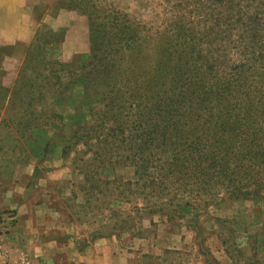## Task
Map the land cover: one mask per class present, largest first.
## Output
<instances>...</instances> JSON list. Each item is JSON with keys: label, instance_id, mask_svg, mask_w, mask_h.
Listing matches in <instances>:
<instances>
[{"label": "trees", "instance_id": "16d2710c", "mask_svg": "<svg viewBox=\"0 0 264 264\" xmlns=\"http://www.w3.org/2000/svg\"><path fill=\"white\" fill-rule=\"evenodd\" d=\"M69 1L88 14V59L55 68L37 41L10 97L27 122L33 105L76 83L84 100L98 98L70 127L60 156L81 169L131 167L135 180L123 184L145 194L146 209L164 199L184 210L264 197V0H178L184 13L152 31L109 5ZM36 118L42 128L58 124L53 141L65 129L54 110ZM82 175L103 192L123 178Z\"/></svg>", "mask_w": 264, "mask_h": 264}, {"label": "rangeland", "instance_id": "374dc122", "mask_svg": "<svg viewBox=\"0 0 264 264\" xmlns=\"http://www.w3.org/2000/svg\"><path fill=\"white\" fill-rule=\"evenodd\" d=\"M93 1L128 14L148 31L164 28L185 7L178 0ZM87 15L69 0H0V187L26 184L20 198L37 206L33 216L26 217L41 223L42 233H37L47 243L69 242L74 258L68 264H81L78 258L84 249L95 255L106 253L107 264H215L213 258L216 264H264V197L225 196L184 210L174 205L177 198L164 199L166 204L152 205L162 210L149 212L153 208H144V204L150 206L145 194L133 193L123 184L135 180L131 167L113 169L95 162L81 169L76 168L77 159L74 164L62 158L60 147L70 127L87 115L88 104L98 102L97 97L84 100L80 84L60 94L49 93L44 103L31 109L36 116L50 110L64 116L65 129L55 141L57 123L42 128L34 124L36 116L29 122L24 119V105L10 97L21 79L18 71L26 52L38 41L55 68L85 62ZM91 170L102 179L123 178L103 192L84 183L83 172ZM120 196L128 201L118 202ZM113 198L116 201L108 204ZM172 208L184 217L175 215ZM17 209H8L4 216H14ZM43 257H36L35 264H52Z\"/></svg>", "mask_w": 264, "mask_h": 264}, {"label": "crops", "instance_id": "0c3cea01", "mask_svg": "<svg viewBox=\"0 0 264 264\" xmlns=\"http://www.w3.org/2000/svg\"><path fill=\"white\" fill-rule=\"evenodd\" d=\"M18 183V182H16ZM13 186L0 187V254L8 256L10 264H35L36 257L49 259L52 264H68L73 259V251L69 249L68 241L57 242L56 240L47 243L40 238L42 233L41 223H33L27 216H33L36 205L30 204L20 198L24 193L26 184L18 183ZM30 205H32L30 207ZM23 207L24 210H23ZM18 208L14 216L5 217L8 209ZM26 209V211H25ZM33 210V211H32ZM25 211V212H24ZM36 215V214H35ZM30 224L26 225L25 222ZM34 224V225H33ZM41 227V228H40ZM58 252L57 255H54ZM81 264H107L106 253L92 254L91 249H84L78 258Z\"/></svg>", "mask_w": 264, "mask_h": 264}, {"label": "built area", "instance_id": "2783aa9c", "mask_svg": "<svg viewBox=\"0 0 264 264\" xmlns=\"http://www.w3.org/2000/svg\"><path fill=\"white\" fill-rule=\"evenodd\" d=\"M7 260H8V256H4L0 254V264H8L7 263Z\"/></svg>", "mask_w": 264, "mask_h": 264}]
</instances>
